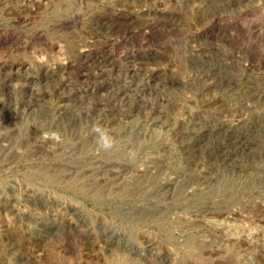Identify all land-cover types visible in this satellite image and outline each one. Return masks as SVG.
<instances>
[{"label": "rangeland", "instance_id": "374dc122", "mask_svg": "<svg viewBox=\"0 0 264 264\" xmlns=\"http://www.w3.org/2000/svg\"><path fill=\"white\" fill-rule=\"evenodd\" d=\"M0 38V264H264V0H0Z\"/></svg>", "mask_w": 264, "mask_h": 264}, {"label": "bare ground", "instance_id": "6f19581e", "mask_svg": "<svg viewBox=\"0 0 264 264\" xmlns=\"http://www.w3.org/2000/svg\"><path fill=\"white\" fill-rule=\"evenodd\" d=\"M227 27H228V25H227ZM5 38V37H4ZM8 38V37H7ZM0 41H2V39L0 38ZM1 44V43H0ZM83 52V51H82ZM85 52V51H84ZM84 54H86V53H84ZM85 56V55H84ZM89 57V56H88ZM83 58V57H82ZM86 59V58H85ZM85 63V62H84ZM81 66H83V65H81ZM12 70H14L13 68H11L10 69V71L12 72ZM134 71V70H133ZM132 71V72H133ZM50 72V71H49ZM7 73V72H6ZM7 74H9V73H7ZM48 74V73H47ZM132 75V74H131ZM41 76V75H40ZM44 76V75H43ZM42 76V77H43ZM51 76V75H50ZM126 76V75H125ZM130 76V75H129ZM45 77V76H44ZM131 78V77H130ZM28 79V78H27ZM29 79H30V83H29V89L30 90H33V89H35V86H37L38 84H40V82H41V78L39 79V78H37L36 76L35 77H32V76H30L29 77ZM120 81V80H119ZM131 81V80H130ZM130 81L129 82H126V86L127 87H125V89H123V93H125V91H127V90H130V89H133V88H140V87H146L145 85H143V86H139V85H134L133 86V84L132 83H130ZM132 82V81H131ZM112 83V82H111ZM122 83V82H121ZM134 83H136V82H134ZM140 83V82H139ZM113 84H114V82H113ZM123 84V83H122ZM156 84V83H155ZM154 84V85H155ZM124 85H125V83H124ZM153 85V84H152ZM151 85V86H152ZM153 85V86H154ZM158 86V85H157ZM148 87V86H147ZM159 87V86H158ZM113 88V87H112ZM154 88V87H153ZM143 89V88H142ZM94 90V89H93ZM133 90H135V89H133ZM144 90V89H143ZM147 90V89H146ZM155 90V89H154ZM136 91V90H135ZM149 91H151V90H149ZM157 91V90H156ZM119 92V91H118ZM121 92V91H120ZM139 92V91H138ZM148 92V91H147ZM117 93V92H116ZM137 93V92H136ZM157 93V92H156ZM88 94V92L86 93V95ZM94 94V93H93ZM130 94V93H129ZM38 95V94H37ZM89 95V94H88ZM119 95V94H118ZM141 96H142V93L140 94ZM39 96V95H38ZM83 96V95H82ZM123 97V96H122ZM117 98V97H116ZM117 101V100H116ZM139 101H141V100H139ZM143 104V103H142ZM153 104V103H152ZM161 106V105H160ZM248 144V143H247ZM246 144V142H244V141H237V140H234L233 142H230L229 144H227V143H225V147H227V148H232L233 149V146L234 147H239V148H243V149H245V148H248V147H246V146H248ZM224 151V150H223ZM226 151V150H225ZM227 152V151H226Z\"/></svg>", "mask_w": 264, "mask_h": 264}]
</instances>
